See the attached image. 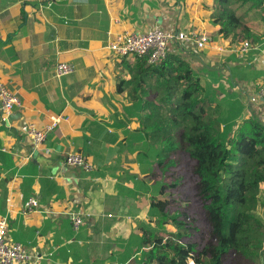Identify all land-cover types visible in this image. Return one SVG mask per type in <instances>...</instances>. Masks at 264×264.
Listing matches in <instances>:
<instances>
[{
  "label": "crops",
  "instance_id": "1",
  "mask_svg": "<svg viewBox=\"0 0 264 264\" xmlns=\"http://www.w3.org/2000/svg\"><path fill=\"white\" fill-rule=\"evenodd\" d=\"M216 2L54 0L46 8L37 0H0V81L23 102L10 114L0 108V213L9 220L8 239L23 244L37 264H136L152 198L173 195L160 191L169 175L159 171L157 127L142 118L149 109L143 101L158 104L168 88L156 75L136 87L138 58L112 52L114 34L155 25L205 32L211 41L203 49L186 41L169 48L201 77L196 97L213 105L240 100L241 119L264 109L263 101L249 100L264 85V27H251L253 40L220 35ZM244 40L251 49L242 56ZM59 62L77 70L57 77ZM53 116L61 121L48 135L52 152L45 156L33 150L21 126L45 127ZM73 151L84 153L94 169L66 164ZM30 197L38 205L27 210ZM72 214L83 218L78 231Z\"/></svg>",
  "mask_w": 264,
  "mask_h": 264
},
{
  "label": "trees",
  "instance_id": "2",
  "mask_svg": "<svg viewBox=\"0 0 264 264\" xmlns=\"http://www.w3.org/2000/svg\"><path fill=\"white\" fill-rule=\"evenodd\" d=\"M235 1L216 2L213 15L220 25L219 34L240 40L255 38ZM240 1L264 5V0ZM134 73L140 79H131L136 87L149 76L163 77L158 83L167 87L168 93L158 104L143 101L144 109H149L142 118L157 127L161 167L180 163L176 157L179 150L190 157L195 196L209 226V238L200 246L194 240L198 228L187 221L189 215L184 209L174 213L168 210L179 200L172 194L153 197L136 264H264V222L254 213L264 183V120L254 114L241 119L240 100L229 97L213 105L204 96L196 97L201 77L180 54L168 52L157 65L138 58ZM182 179L179 174L174 182L161 181V193L167 190V183L168 189L175 190ZM169 223L177 230L160 232L158 228Z\"/></svg>",
  "mask_w": 264,
  "mask_h": 264
},
{
  "label": "built area",
  "instance_id": "3",
  "mask_svg": "<svg viewBox=\"0 0 264 264\" xmlns=\"http://www.w3.org/2000/svg\"><path fill=\"white\" fill-rule=\"evenodd\" d=\"M42 7L51 8L54 0H37ZM177 41L192 42L197 49H203L210 41L211 37L205 32L198 30L191 31H175L162 28L155 25L145 32H118L114 34L109 42V49L118 57H126L129 55L136 58H143L149 65L160 64L167 56L170 45ZM251 49V42L244 40L241 42L239 53L244 56ZM77 70V66L71 62H59L55 67V75L63 77ZM249 100L252 103L258 101L264 102V85L258 91L251 95ZM23 104L18 93L12 89L7 83L0 81V108L10 114L16 107ZM59 116H53L52 120L45 127L38 126L33 121L22 124L21 131L32 142L35 152L50 156L52 150L47 147L46 140L51 131H53L60 123ZM66 164L79 167L87 172L94 169L93 163L81 151L69 152L65 156ZM38 205V201L34 197H30L26 202V209L32 210ZM72 227L75 231L80 230L83 224L81 215L72 214ZM9 228V220L6 215L0 213V264H37L35 256L29 252L26 247L17 241L8 239L7 233ZM193 262H191L192 264ZM107 264H128L127 262L110 261Z\"/></svg>",
  "mask_w": 264,
  "mask_h": 264
},
{
  "label": "rangeland",
  "instance_id": "4",
  "mask_svg": "<svg viewBox=\"0 0 264 264\" xmlns=\"http://www.w3.org/2000/svg\"><path fill=\"white\" fill-rule=\"evenodd\" d=\"M240 2V0L235 1V8H237V11L244 16L246 22L250 26L264 27V5L258 6L253 5L252 2ZM198 94L199 92L196 94V96H198ZM250 110H254L252 106ZM255 116L264 120V109H261L259 111L257 110ZM176 157L180 158L181 162L167 168L166 170H168V172H165V168L161 166L159 168V171L161 173H165L168 175L173 173L171 177H167V180L170 183L174 182L179 174L183 176V179L179 181V186L175 190L169 189L171 192H173L174 197L177 198L179 201L173 204L172 206H169L168 210L170 209V211L174 213L175 211L181 212V209H184V211L189 215L187 221L198 228L197 231H195L194 233V240H196V242H198L200 246H202L209 238V226L205 219V212L202 208V205L195 196V177L191 173L192 161L190 160L188 154L183 150H179L176 153ZM170 171L171 173H169ZM261 186L262 187L258 196V205L254 213L258 218H260L264 222V183ZM167 188H169L168 183ZM158 229H161L160 232L163 233L166 232L165 229L167 231L177 230L171 223L162 226ZM139 256L140 255H138V258ZM136 260L138 261L139 259H137L136 257Z\"/></svg>",
  "mask_w": 264,
  "mask_h": 264
}]
</instances>
